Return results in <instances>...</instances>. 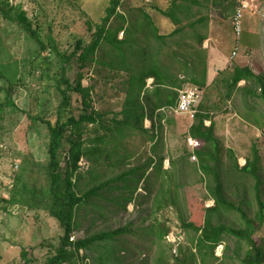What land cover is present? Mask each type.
<instances>
[{
	"label": "trees",
	"instance_id": "1",
	"mask_svg": "<svg viewBox=\"0 0 264 264\" xmlns=\"http://www.w3.org/2000/svg\"><path fill=\"white\" fill-rule=\"evenodd\" d=\"M10 1L0 0V17L10 23L17 25L28 38L34 41L42 56L41 66L47 71L55 70L52 84L48 86L54 89L57 105L44 110V113L30 116V126L41 124L46 127L48 134L47 156L45 162L35 160H24L20 169L13 172L11 185L7 188V196L0 195V206L4 211L14 206H21L26 210L43 211L56 220L62 229L63 236L58 239L53 254L47 258L46 264H129L124 263L130 249L128 239L125 240L124 248H121L120 237L124 234L129 236L133 233L129 226L116 229H93L95 222L104 215L100 199L112 200L119 206L120 198L124 199L123 209L132 201V195L137 192L139 184L138 172L143 169L140 177L145 178V182L151 184L156 189V198L153 213L171 206L177 210V218L181 226L186 230L196 233L192 247L185 251L178 248L176 254L162 249L161 245L165 237L170 232V225L167 220H159L153 216V222L142 228V238L148 240L152 236V244L158 245L160 251L158 255L151 259L146 258L143 264H209L218 261L215 256V249L221 245L225 236H231L247 245L242 264H264V247L256 243L254 233L256 231V221L248 217L247 212L240 204H235L226 195L222 181L223 160L222 155L225 147L221 140L215 135V124L212 121V111L202 104V100L197 107V112L191 119L186 132L187 140H192L190 150L178 158L177 164L180 167L187 166L186 161L195 158L192 163L196 181L190 186L201 198L202 209L201 218L198 221H187L182 217V210L179 203V189L173 184L174 175L163 168V154L156 155L157 145L155 141L159 133L163 132L162 126H156L155 117L164 119L161 110L176 108L178 102V90L184 85H192L204 92L207 86V49L203 48L207 35L204 31L195 30L192 38L193 45L187 44V49H182L178 55V50L163 52L162 45H167V38L181 34L184 25L181 19L175 15L179 4L192 3L200 4L201 0H165L169 2L170 9L161 13L170 19L175 25V29L168 35H160L156 28L151 29L149 15L142 13L141 25L128 28L127 19L118 14L117 10L121 0H110L105 9L106 15L102 19V24L97 26V31L93 33L90 43L83 46V40L76 39L70 52L59 49L55 40L49 35L42 38L38 30L34 29L32 20L27 17L21 5H12ZM212 5L222 7L228 6L236 14L240 8L238 0H206ZM226 5V6H225ZM112 18L118 20L117 24L110 27ZM208 21V16H200L187 22L191 29L197 25ZM127 24V26H126ZM142 32L145 45L139 50L135 47L138 44L136 34ZM123 33L125 37L118 38V34ZM179 38V37H178ZM188 39V37H186ZM152 40L159 45L154 49ZM147 45V46H146ZM179 43L176 44V46ZM107 48L112 57L110 69L126 68V64L132 63V71L127 73L125 84V98L122 109L119 112L100 111L94 106L92 97V87L82 85L84 77L78 72L74 82L65 78L66 66L71 60L78 63L80 70L85 67L94 66L97 63L98 53L101 48ZM49 51V54L47 53ZM49 55V57H48ZM129 55V56H128ZM128 56V59H127ZM164 61L162 59H166ZM131 59V61H130ZM128 61V62H127ZM101 62V61H99ZM106 65L105 61H102ZM125 63V65H124ZM133 67H137L135 70ZM130 69V68H129ZM223 75L220 72L217 76L225 85L226 92L224 98L231 99L234 93L240 94L244 98V104L253 114L254 103L260 101L264 104V73H256L248 65L232 64L225 70ZM224 71V72H225ZM0 71V79L4 78ZM180 76H183L182 78ZM216 78V79H217ZM152 79L151 86L147 87V80ZM215 81V79L213 80ZM243 82L242 86L239 83ZM16 84L9 83L6 87L0 88L5 93V99L0 102V122L5 119L7 109H16V104L12 100L14 87ZM73 95L78 98L73 101ZM252 98L251 106L245 98ZM74 102V103H73ZM75 103L77 109L74 108ZM75 111L77 113H75ZM148 118L152 121L150 130L144 128L143 120ZM210 120L209 125L204 121ZM256 120V118H255ZM158 129L157 131L155 129ZM138 132L148 134V144L150 152L148 161L141 166L134 165L129 170L118 173L112 177L104 178L99 174L98 168L105 163L109 167L117 166L120 162H128L130 152L128 151V137L138 136ZM158 132V133H157ZM161 139V138H160ZM121 140H126L125 145ZM68 146L65 153L62 151L64 145ZM134 149L138 147L136 141L132 144ZM118 148H123L124 154H120ZM230 158H233L231 149L225 151ZM152 153L157 156L154 158ZM120 158H122L120 160ZM81 159L87 160L90 165L85 174L81 173L79 162ZM170 163L175 164L173 159ZM258 153L253 149V158H248L244 165L240 166L235 159L232 164L233 169L250 175L254 179L255 199L257 203V213L254 218L263 223L264 202L260 196V181L257 175ZM150 163V164H149ZM151 169V177L146 173ZM86 175V179H85ZM86 180L83 184L81 181ZM160 181V182H159ZM121 183V185H119ZM115 184V186H112ZM157 184L161 185L158 188ZM164 184L167 186L163 187ZM132 189V195L129 191ZM111 189L123 191V195L118 194L115 199H108L104 194ZM211 201L212 206L205 207L206 201ZM94 201V202H93ZM89 208V226L86 234L74 240L72 233L81 226L82 209ZM94 217L91 215L92 209ZM180 209V210H179ZM235 213L240 218L241 225L234 227L221 220L222 214ZM218 218L216 222L214 219ZM138 229L135 228V252H138L137 241ZM146 249V248H145ZM84 250L88 253V260L80 252ZM124 253V254H121ZM21 264H32L31 259L25 250L21 251ZM136 262V260L134 261Z\"/></svg>",
	"mask_w": 264,
	"mask_h": 264
},
{
	"label": "rangeland",
	"instance_id": "2",
	"mask_svg": "<svg viewBox=\"0 0 264 264\" xmlns=\"http://www.w3.org/2000/svg\"><path fill=\"white\" fill-rule=\"evenodd\" d=\"M109 1L15 0L10 1V4L22 6L27 17L32 20L34 29L38 30L42 38L50 35L60 50L70 52L78 38L83 40V46L90 43L93 33L97 31V26L102 24ZM238 1L242 6L239 9L237 20H234L236 17L233 12L236 6L232 8L234 9L232 11L229 6L226 9V7L212 5L206 0H201L200 4L189 2L179 4L178 11L174 13L181 19L185 28L181 34L173 38H167V45H162L163 52L168 54V51L171 50L168 48L177 49V56L179 57V52L188 48L187 44H194L189 39L192 38L194 31H204V34L208 37L210 25L213 22V25L217 26L218 29L215 48L218 47L221 56L231 58L228 66L232 64L249 65L256 73H264V0ZM169 5V2L165 0H121L117 13L127 19L128 28H131L141 23L142 13L146 11L149 15L151 29L156 28L158 34L168 36L175 29V25L161 11L169 10ZM139 10L143 12L139 13ZM200 16H208V21L192 29L187 26V22ZM117 22V19L112 18L108 25L113 27ZM235 25L239 26V36L236 34ZM124 37L125 34H118L119 39ZM136 38L138 44L135 49L139 50L145 45L142 32L138 31ZM177 43L179 45L176 46ZM158 45L159 43L152 40L154 49ZM232 51H236V56L232 57ZM47 53L49 54V51ZM110 55L109 50L102 47L98 53L97 63L82 70L79 69L77 62L71 60L70 64L66 66L65 78L70 82H74L77 73L81 72L84 77L82 85L92 87L95 108L103 112L110 111L113 113L122 109L125 98L124 80H126L127 73L132 71L131 67L134 64L127 61L128 63L124 69L118 67L110 69L108 65H113ZM42 56H46V53L40 54L36 43L28 38L17 25L0 17V71L4 75V78L0 79V88L6 87L9 83L16 84L12 95L16 109H7L5 119L0 122L1 196L8 195L7 188L11 185L13 172L17 171L16 166L19 170L24 160H35L37 162L48 160L46 127L41 124L29 127L31 121L29 115L36 116L38 114L39 116L44 113V110L57 105L56 96L53 94L54 89L50 87L49 91H46L53 81L52 78L47 76H54L55 70L47 71L46 68L41 66ZM162 60L167 61V58ZM102 61H105L106 65ZM133 68L137 69V67ZM226 73V71H223V75H226ZM220 78L212 81L208 88L202 92V104L212 111V118L215 121V135L221 140L225 151L229 149L233 151V158H230L225 151L222 155L223 185L227 198L235 204L242 205L248 217L255 219L257 225L254 233L255 241L264 247V220L262 224L261 222L259 224L257 218H254L258 208L255 199L254 179L232 167L235 159L238 165H244L248 158H253V149L257 150V175L260 181V196L264 202V104L256 101L253 104V114H247L251 110L249 111L246 108L244 98L240 94L234 93L229 100L224 98L226 88ZM151 83V79L147 80V87L151 86ZM243 84V82H240L239 86ZM77 98V95H73V101ZM4 99L5 93L0 90V102H3ZM245 99L249 101L250 106L254 102L252 98L246 97ZM76 105L75 103V109H77ZM175 109L166 108L161 110L165 116L164 119L160 120L157 116L155 117L156 126H162L163 129L162 134L160 130L155 129L159 131V133L157 132V138L159 139H155L159 142L156 155L163 154L165 156L163 168L174 175L175 184L173 186L179 189L182 217L187 221H198L202 215L201 198L193 189L186 187L196 181L192 167V163L196 160H194L195 158L189 159L186 161L187 166L183 167H180L176 162L184 153V150L188 151L192 147V140L186 138L191 119L186 114L176 113ZM75 113L77 112L75 111ZM151 123L152 121L149 118L148 120L144 119V128L150 130ZM204 124L209 125L210 120L204 121ZM147 135H150V132L148 134L138 132L137 137H128L130 139L128 147L130 152L129 161H121L120 164L112 167L102 163L98 168L99 174H103L104 178L112 177L129 170L134 165L141 166L147 162L148 156L151 154V146L147 141L149 136ZM124 141L126 142V140H121L120 143L125 145ZM135 141L138 146L136 150L132 145ZM67 149L68 146L65 144L62 151L65 153ZM118 150L120 154H124L123 148H118ZM156 155L152 153L154 158H157ZM170 159H173L175 164L170 163ZM89 165L90 163L87 160H80L79 166L82 174H85ZM152 168H154V165L146 173L150 178H152L150 174ZM142 172L143 169L138 172V178L140 179L137 192L132 195V187L129 191V194L132 195V201L125 210L123 209L124 199L122 197L119 206L112 200H98L104 216L97 220L93 226V229L100 230L116 229L128 225L133 233L135 228L138 229L139 238H137L136 243L138 252H135L133 246L135 243L133 233H130L129 236L123 234L119 239L121 248H124L126 239L130 243L129 254L127 259L124 258V263L127 260L129 264H143L142 259L146 255H148L146 258L150 261L152 257L155 258L158 255L160 248L158 245L151 243L152 236L149 235L148 240L144 241L141 231L143 226L150 225L153 222V216H156L159 220H167L170 225V232L161 245L166 253L170 251L172 254H176L179 247L189 251L196 237V233L181 226L177 218L176 208L167 206L159 212H152L156 189L152 186L151 180L148 184L145 182V178H142L143 176L140 177ZM85 181H81V184ZM112 186H115V184H112ZM157 186L158 188L161 187L159 184ZM165 186L167 184L163 185V187ZM118 194L123 195V191L111 189L104 196L108 199H115ZM210 205L212 206V202L209 200L204 204L205 207ZM95 210L94 207L91 213L93 217L95 216ZM88 211L89 208L84 206L82 218H80L81 226L72 233L74 240L86 234L89 226ZM217 220L218 218L214 219V222ZM221 220L234 227L241 225V220L235 213H224ZM62 236V229L56 220L43 211H29L21 206H14L4 211L0 206V264H21L22 250L27 252L32 264H46L47 258L53 254V247L57 245L58 239ZM246 251L247 245L244 242L231 236H225L223 243L215 249V256L220 260L209 262V264H242L241 260ZM79 253L85 256L84 261L88 260L86 251L80 250ZM135 260L136 262H134Z\"/></svg>",
	"mask_w": 264,
	"mask_h": 264
},
{
	"label": "crops",
	"instance_id": "3",
	"mask_svg": "<svg viewBox=\"0 0 264 264\" xmlns=\"http://www.w3.org/2000/svg\"><path fill=\"white\" fill-rule=\"evenodd\" d=\"M217 30H218L217 26L213 25V22H212L210 25L209 36L206 42H204V44L206 43V45L203 44V48L207 49V86H209L212 83V81L217 78L220 72H223L227 69L229 61L231 59V58L229 59V57L226 58V57L221 56V51L218 49V47L215 48ZM151 82H152V79H151ZM212 121L215 124V121L213 118H212Z\"/></svg>",
	"mask_w": 264,
	"mask_h": 264
},
{
	"label": "built area",
	"instance_id": "4",
	"mask_svg": "<svg viewBox=\"0 0 264 264\" xmlns=\"http://www.w3.org/2000/svg\"><path fill=\"white\" fill-rule=\"evenodd\" d=\"M242 6V5H241ZM240 6V8H241ZM237 9V12L235 14L237 20V16L239 15V9ZM236 34L240 35L239 26L235 25ZM236 56V51H233L232 57ZM202 100V91L191 85H184L178 90V102L176 109L174 110L176 113L179 114H186L189 117H193V115L197 112V107L199 106L200 102Z\"/></svg>",
	"mask_w": 264,
	"mask_h": 264
}]
</instances>
